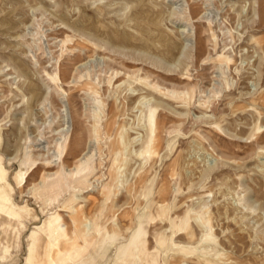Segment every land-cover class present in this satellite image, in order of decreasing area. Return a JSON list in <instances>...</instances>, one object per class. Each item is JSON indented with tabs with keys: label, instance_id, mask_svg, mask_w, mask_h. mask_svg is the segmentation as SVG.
Wrapping results in <instances>:
<instances>
[{
	"label": "rangeland",
	"instance_id": "1",
	"mask_svg": "<svg viewBox=\"0 0 264 264\" xmlns=\"http://www.w3.org/2000/svg\"><path fill=\"white\" fill-rule=\"evenodd\" d=\"M57 216L62 264H264V0H0V264Z\"/></svg>",
	"mask_w": 264,
	"mask_h": 264
},
{
	"label": "bare ground",
	"instance_id": "2",
	"mask_svg": "<svg viewBox=\"0 0 264 264\" xmlns=\"http://www.w3.org/2000/svg\"><path fill=\"white\" fill-rule=\"evenodd\" d=\"M84 227H85V232L90 233L91 229L87 230V228L89 229V226L84 224ZM45 234L47 236V239H45L46 240L45 245H47L48 250L52 251L53 255H54L49 259V263L50 264H62V261L58 260L56 257L57 256L60 257V255H62L63 252H65V250L62 248V245H67V244L70 245V244H72V242L70 241L71 239L69 240V238H70L69 228L61 216H57L55 218H53V217L50 218V222H49L47 230L45 231ZM62 239L69 241V243H63L62 244L61 243ZM162 243H164V242L163 241L161 242V240H160L158 245H161ZM73 246H74V243L70 247H73ZM55 249L57 250V253H54Z\"/></svg>",
	"mask_w": 264,
	"mask_h": 264
}]
</instances>
